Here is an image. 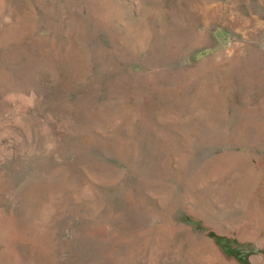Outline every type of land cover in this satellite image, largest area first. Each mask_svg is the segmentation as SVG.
<instances>
[{
    "label": "rangeland",
    "instance_id": "1",
    "mask_svg": "<svg viewBox=\"0 0 264 264\" xmlns=\"http://www.w3.org/2000/svg\"><path fill=\"white\" fill-rule=\"evenodd\" d=\"M0 264H264V0H0Z\"/></svg>",
    "mask_w": 264,
    "mask_h": 264
}]
</instances>
